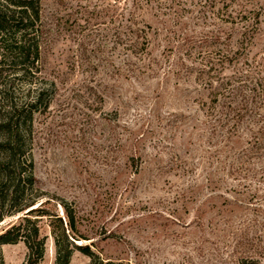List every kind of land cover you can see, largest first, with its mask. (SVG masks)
I'll return each instance as SVG.
<instances>
[{"label":"rangeland","instance_id":"rangeland-1","mask_svg":"<svg viewBox=\"0 0 264 264\" xmlns=\"http://www.w3.org/2000/svg\"><path fill=\"white\" fill-rule=\"evenodd\" d=\"M42 25L55 94L34 173L74 209L76 243L129 264H264V0H42ZM27 254L2 247L4 264Z\"/></svg>","mask_w":264,"mask_h":264},{"label":"trees","instance_id":"trees-1","mask_svg":"<svg viewBox=\"0 0 264 264\" xmlns=\"http://www.w3.org/2000/svg\"><path fill=\"white\" fill-rule=\"evenodd\" d=\"M42 0H0V264L2 247L22 242L26 264H40L47 236L54 264H69L74 251L88 264H129L104 259L77 234L75 211L63 199L44 193L34 173V121L48 112L55 84L43 77ZM264 88V87H263ZM59 208L61 215L53 209ZM238 264H258L243 258Z\"/></svg>","mask_w":264,"mask_h":264}]
</instances>
